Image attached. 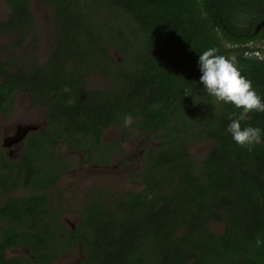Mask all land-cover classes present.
<instances>
[{"label":"trees","instance_id":"obj_1","mask_svg":"<svg viewBox=\"0 0 264 264\" xmlns=\"http://www.w3.org/2000/svg\"><path fill=\"white\" fill-rule=\"evenodd\" d=\"M15 1L18 10L10 15L16 22L29 5ZM44 2L56 25L41 67L27 76L23 61L7 68L0 60V112L22 89L42 99L49 121L44 132L26 137L18 162L4 160L24 171L31 189L8 200L24 204L1 229L0 256L16 245L51 246L58 253L85 229L78 237L88 256L79 264H264V136L250 148L231 140L227 116L239 109L205 92L197 66L199 53L215 48L264 100V56L249 54L259 49L253 43H264V25L254 32L264 0ZM92 73L103 74L106 86H89ZM125 114L132 116L125 131L161 141L140 171L141 188L100 189L86 199L75 231L67 233L57 219L58 227L50 226L56 215L44 190L61 165L39 159L60 153L57 137L89 134L101 144L105 128L122 125ZM241 124L264 130V112H249ZM194 143L207 144L200 158L190 151Z\"/></svg>","mask_w":264,"mask_h":264},{"label":"flooded vegetation","instance_id":"obj_2","mask_svg":"<svg viewBox=\"0 0 264 264\" xmlns=\"http://www.w3.org/2000/svg\"><path fill=\"white\" fill-rule=\"evenodd\" d=\"M14 4H16L15 0H0V60L4 61L3 66L7 68H9V65H11L12 62L17 61L19 63L20 61H23L22 69L25 71L23 74H25L30 69L34 70L37 66L41 67L47 59L50 48L54 43L53 33L56 23L49 6L44 0H28L29 6L23 10H29V12H26L23 16L18 15L17 18L19 21L16 22L14 21L13 15H10L13 10H18ZM4 39H11L10 43L7 45L9 48L8 50H5L4 48ZM34 39L37 40L36 43L32 42ZM26 40L30 43H35V48H38V42H43L42 53L45 52L44 55H42L39 50H25L24 45L27 44ZM27 76H29L28 73ZM3 80L4 76L0 73V83H2ZM32 94L34 93L31 91H25L22 89L16 90L12 96V103H5L2 106L3 111L0 112V115L2 116L0 119V179L2 176L0 181V213L3 214L5 211L4 216L0 215V235L3 232L1 231L2 228H8L13 224L8 216L10 215L9 213L20 214V205L24 204V202L20 200L14 202L8 200L19 199L29 194L31 189L30 185H27L26 187L24 184V171L16 172L14 167L4 164V160L18 162L24 154L26 137L33 133L37 134L44 132V129L49 125V121L45 116L46 106L43 105L44 103H41L42 99L38 96H32ZM39 108L43 114V118L41 119L40 114L37 112ZM20 109V113L22 114V118L20 119L21 122L5 120L6 116ZM115 131L119 132L115 135V141L110 145H107L104 142L103 133L99 136L101 144L97 143V141H92V139L95 138L89 134L76 133L75 135H67L66 138L57 137L56 149L60 153H51L53 160H50L49 157L47 158L46 154L39 160L46 163L55 162L54 160L58 159V162L61 165L57 178L58 180L62 175L60 171L65 172V165L68 162L63 157L62 147L67 148L65 151L66 153H78L80 155L78 160L81 164L83 163L82 153H98L104 157H106L112 150L113 153L116 154L123 153L118 160L113 163L115 164L113 167L118 168L121 165L125 168V171H128V173L131 172L129 173L131 180L129 181L128 179L129 183H127L130 187L121 191L135 192L138 188H141L140 185H137V181L140 179V171L143 170L145 164L148 163L146 162L148 153H156V150H151V148L159 147L161 141L158 140V143L152 144L153 136L147 137L141 134L139 135L140 142L137 141L136 144L134 139V137H136V135L134 136L135 133L129 132L130 130L125 131V128L122 125ZM134 131L137 132L136 130ZM135 156H137L138 162L135 163V166H132L134 164L131 160ZM81 164L78 165L77 169L82 168ZM99 165L96 168L103 171L110 167L106 164ZM56 182L44 190L48 196V200H50L48 192ZM100 189L101 188H98L97 191H92L91 196L100 193ZM36 192L39 191L36 190ZM89 194L90 191L85 199L88 198ZM51 206L53 207L54 215L56 216H51V219L54 220L50 223V226L58 227L55 223L56 219L60 222V226L65 228L67 233H69V231H75L76 227L79 228L81 226L82 215L80 212L82 211L84 204L79 214L74 216V221L70 225H67L68 219L61 214V209L53 206L52 203ZM84 231L85 229L77 231V238L67 241L66 249L58 251V253H56V248L51 246L36 245L33 249H29L25 245L6 247L3 249L2 256H0V264H56L57 259L73 252H77L79 259L77 258L72 262L61 264H79L80 261L88 256L86 246L82 247L80 245V238L78 237L79 235H82ZM1 259H4V261H1Z\"/></svg>","mask_w":264,"mask_h":264},{"label":"rangeland","instance_id":"obj_3","mask_svg":"<svg viewBox=\"0 0 264 264\" xmlns=\"http://www.w3.org/2000/svg\"><path fill=\"white\" fill-rule=\"evenodd\" d=\"M10 41L11 39L3 40L5 50L9 49L7 45L8 43H10ZM36 41L37 40L34 39L32 42L36 43ZM26 42L27 44L24 45L25 50H39V52L44 55L45 52L42 53L43 42H38V48L34 47L35 43H30L28 40H26ZM252 45L258 47L260 53L264 54V43L256 42ZM111 55L118 61H121V57L115 50L111 51ZM87 84L91 87L100 88L105 87L107 81L105 80L103 74L92 73L87 76ZM20 112L21 109L6 116L5 120L21 122L20 119L22 118V114ZM37 112L38 114H40V119L43 118V114L40 108L39 110H37ZM1 118L2 116L0 115V119ZM119 127H121L120 124H111L107 128H105V130L103 131V139L107 145H110L115 141V135L119 132L115 130H117ZM133 131L134 129L131 128L129 132L135 133L134 136L136 135V137H134V139L137 144V141L140 142L139 135H141V133L139 134L138 131ZM155 143H158L157 138L152 139V144ZM206 148V143H194L190 146V151L195 156V158H200L203 153H205ZM62 150L64 159L68 161L65 165V172L60 171L62 175L49 190L48 195H50L49 198L53 206L61 209V214L68 219L67 225L73 223L74 216L79 214L83 204L85 205V198L89 191H97L98 188H101L111 192H116L126 190L128 189V187H130V185H127V183H129L128 179L129 181L131 180V178L129 177V173L131 172L128 173V171H125V168L121 165L118 168L113 167V165H115L113 163L118 160L120 155H122L123 153L116 154L113 153L112 150L107 154L106 157L98 153H91L88 155L82 153L83 163L81 164L78 160L80 156L78 153H66L65 151L67 150V148L65 147H62ZM131 161L134 164L132 166H135V163L138 162L137 156L133 157ZM80 164L82 165V168L77 169L78 165ZM99 164H106L110 167L103 171L96 168ZM214 228L217 229L218 227ZM77 258L79 259L77 252H73L57 259L56 264L72 262Z\"/></svg>","mask_w":264,"mask_h":264},{"label":"clouds","instance_id":"obj_4","mask_svg":"<svg viewBox=\"0 0 264 264\" xmlns=\"http://www.w3.org/2000/svg\"><path fill=\"white\" fill-rule=\"evenodd\" d=\"M258 51L259 54H255ZM249 54L264 56L259 49ZM199 83L205 92L218 102L231 104L239 112L228 113V123L225 132L239 146L248 147L262 142L264 130L259 126L241 124L249 112H264V100L252 87L251 81L243 76L237 65L224 55L218 54L215 48H207L199 53L197 58ZM132 124V116L125 114L122 126L127 128ZM260 241H257L259 244Z\"/></svg>","mask_w":264,"mask_h":264},{"label":"water","instance_id":"obj_5","mask_svg":"<svg viewBox=\"0 0 264 264\" xmlns=\"http://www.w3.org/2000/svg\"><path fill=\"white\" fill-rule=\"evenodd\" d=\"M264 25V18H262V19H260L257 23H256V25H255V27H254V32H256L261 26H263Z\"/></svg>","mask_w":264,"mask_h":264},{"label":"built area","instance_id":"obj_6","mask_svg":"<svg viewBox=\"0 0 264 264\" xmlns=\"http://www.w3.org/2000/svg\"><path fill=\"white\" fill-rule=\"evenodd\" d=\"M255 54H259V52L258 51H255Z\"/></svg>","mask_w":264,"mask_h":264}]
</instances>
